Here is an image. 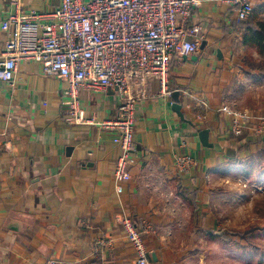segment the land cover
I'll use <instances>...</instances> for the list:
<instances>
[{"label": "crops", "instance_id": "0c3cea01", "mask_svg": "<svg viewBox=\"0 0 264 264\" xmlns=\"http://www.w3.org/2000/svg\"><path fill=\"white\" fill-rule=\"evenodd\" d=\"M198 1L185 24L201 27L194 35L199 49L172 60L167 85L173 94L161 93V81L151 79L150 96L136 107L137 160L129 180L114 174L122 153L109 126L119 116L117 89H83L88 120L76 123L65 103L69 82L47 74L38 61H19L13 83L0 79V264H140L124 218L153 227L143 234L148 264H191L197 233L218 230L213 209L219 180L264 156V133L253 122L233 134V116L223 108H241L249 83L264 88V72L247 62L231 0ZM60 4L0 0V51L9 38L3 20L51 13ZM254 4L250 19L260 9L264 20V0ZM176 21L184 23L181 16ZM247 110L264 116V101ZM204 129L212 147L201 140ZM184 151L195 164L182 175L176 159Z\"/></svg>", "mask_w": 264, "mask_h": 264}, {"label": "built area", "instance_id": "2783aa9c", "mask_svg": "<svg viewBox=\"0 0 264 264\" xmlns=\"http://www.w3.org/2000/svg\"><path fill=\"white\" fill-rule=\"evenodd\" d=\"M198 0H61L60 6L47 14L16 13L2 22L9 33L6 46L0 51V79L13 83L18 63L35 60L49 75L69 82L66 91L67 109L76 123L87 122L80 104V94L86 87H112L121 96L118 118L109 124L114 130V142L122 149L114 174L117 181L131 178L130 168L137 160L135 140L136 107L150 96L146 85L159 79L161 93L172 95L167 85L169 67L175 57H189L199 49L194 37L201 27L186 25ZM239 21L249 20L254 12V0H231ZM184 19L178 25L177 17ZM233 116L231 131L243 133L249 123H255L264 133V116L223 108ZM257 120V123H256ZM195 160L182 152L176 166L183 175ZM127 238L138 254L140 264H148L144 232L153 227L138 226L123 219ZM105 242L99 241V244ZM46 264H60L50 259Z\"/></svg>", "mask_w": 264, "mask_h": 264}, {"label": "rangeland", "instance_id": "374dc122", "mask_svg": "<svg viewBox=\"0 0 264 264\" xmlns=\"http://www.w3.org/2000/svg\"><path fill=\"white\" fill-rule=\"evenodd\" d=\"M255 62L264 61L250 57V68ZM247 87L241 108L234 110L248 113L249 103L259 106L264 101L263 86L249 83ZM251 164L219 180L213 209L219 228L213 234L197 233L188 253L193 257L191 264H264V156H254ZM192 208L197 220V207Z\"/></svg>", "mask_w": 264, "mask_h": 264}, {"label": "trees", "instance_id": "16d2710c", "mask_svg": "<svg viewBox=\"0 0 264 264\" xmlns=\"http://www.w3.org/2000/svg\"><path fill=\"white\" fill-rule=\"evenodd\" d=\"M262 11L256 10L255 16L247 21H239L243 27V43L245 45L248 56L252 57L255 53H258L261 60L264 61V20L261 19ZM248 62V61H247ZM254 68L260 69L264 72V62L253 64ZM256 226L248 229L247 232L254 230ZM211 232H215L211 230Z\"/></svg>", "mask_w": 264, "mask_h": 264}, {"label": "water", "instance_id": "95a60500", "mask_svg": "<svg viewBox=\"0 0 264 264\" xmlns=\"http://www.w3.org/2000/svg\"><path fill=\"white\" fill-rule=\"evenodd\" d=\"M177 93L175 94V97H177ZM174 108L181 113V105L179 103H175L174 105ZM200 137H201V140L203 142V144L205 146H210L212 147L213 146V143L209 142V130L208 129H204L200 132Z\"/></svg>", "mask_w": 264, "mask_h": 264}]
</instances>
